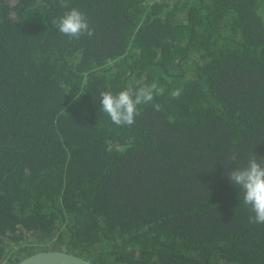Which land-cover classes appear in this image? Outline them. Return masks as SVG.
<instances>
[{"label":"trees","instance_id":"1","mask_svg":"<svg viewBox=\"0 0 264 264\" xmlns=\"http://www.w3.org/2000/svg\"><path fill=\"white\" fill-rule=\"evenodd\" d=\"M64 4L0 0V263L264 264L227 162L264 158V0ZM73 7L93 36L53 26ZM153 81L133 126L102 112L101 91Z\"/></svg>","mask_w":264,"mask_h":264},{"label":"clouds","instance_id":"2","mask_svg":"<svg viewBox=\"0 0 264 264\" xmlns=\"http://www.w3.org/2000/svg\"><path fill=\"white\" fill-rule=\"evenodd\" d=\"M60 5L66 7L64 0H60ZM52 24L69 39L79 40L85 35L88 37L94 35L87 15L76 7L53 19ZM164 93L165 89L157 81L137 87H126L117 93L110 90L101 91V110L115 125L131 127L140 115V106L152 103L157 96H163ZM169 95L173 99H179L181 90L173 89ZM153 108L154 111L160 112L163 106L156 103ZM239 158L238 151L234 150L228 154L227 162L238 165L229 172L228 179L241 189V203L248 207L251 213L248 216V223L264 225V158H259L254 153L243 166L237 163Z\"/></svg>","mask_w":264,"mask_h":264},{"label":"water","instance_id":"3","mask_svg":"<svg viewBox=\"0 0 264 264\" xmlns=\"http://www.w3.org/2000/svg\"><path fill=\"white\" fill-rule=\"evenodd\" d=\"M15 264H96L72 252L58 249L40 250L18 260Z\"/></svg>","mask_w":264,"mask_h":264},{"label":"rangeland","instance_id":"4","mask_svg":"<svg viewBox=\"0 0 264 264\" xmlns=\"http://www.w3.org/2000/svg\"><path fill=\"white\" fill-rule=\"evenodd\" d=\"M4 240H6V237L4 238ZM30 243H31L32 245L34 244V246H36L35 243L32 241V239H31V242H30ZM30 243H29V244H30ZM14 245H15V247H16V246H17V243H14ZM31 247H32V246H31ZM37 249H38V248H37ZM38 250H39V249H38ZM0 264H1V263H0Z\"/></svg>","mask_w":264,"mask_h":264}]
</instances>
